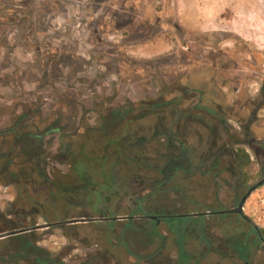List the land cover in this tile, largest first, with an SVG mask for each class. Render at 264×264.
I'll return each instance as SVG.
<instances>
[{
    "label": "rangeland",
    "instance_id": "374dc122",
    "mask_svg": "<svg viewBox=\"0 0 264 264\" xmlns=\"http://www.w3.org/2000/svg\"><path fill=\"white\" fill-rule=\"evenodd\" d=\"M159 101L187 110L185 120L177 126L171 122L177 116L142 117L129 133L141 139L156 129L177 130L184 152L173 150L181 156L160 164L150 150L153 170L141 169L130 181L127 166L117 176L110 170L105 183L115 188L98 205L105 214L82 204L89 200L86 184L73 178L61 142L81 146L83 135L102 125L111 135L124 133L123 117L107 114L111 107L143 114ZM16 123L19 134L59 132L23 142L14 153L13 135L5 131ZM211 127L218 131L213 150ZM228 127L256 163L248 171L234 157ZM33 147L44 150L37 166L23 153ZM5 153L12 155L10 169L28 176L6 175ZM218 153L215 172L205 177L208 156ZM182 169H193L189 197L170 187ZM263 177L264 0H0V234L94 219L1 238L0 264H183L180 242L189 264H217V239L231 231L222 225L226 215L208 214L195 226L192 217L170 219L174 227L165 218L231 208ZM61 186L68 190L62 197ZM96 189H90L94 203L101 200ZM258 196L264 184L244 205L252 222ZM141 209L160 222L141 217ZM205 234L212 239L202 243ZM26 241L52 262L24 251Z\"/></svg>",
    "mask_w": 264,
    "mask_h": 264
},
{
    "label": "trees",
    "instance_id": "16d2710c",
    "mask_svg": "<svg viewBox=\"0 0 264 264\" xmlns=\"http://www.w3.org/2000/svg\"><path fill=\"white\" fill-rule=\"evenodd\" d=\"M148 107L151 111L148 110L145 113L143 112V114H141V110L137 111V109L135 110L128 109V108L126 109L120 106L111 107L109 109V113L107 114L111 116L120 115L121 117H123V120L122 119L121 120L123 121L125 125L124 133L122 131V133L111 135L104 130V128L102 127L103 125H102L100 128H97L94 131L95 135L88 136V137L86 135L85 136L83 135V137H86V138L80 143L81 146L76 144V146L73 147L68 142H65V141L61 142V145L64 147V152L67 153V155H70L72 157L71 166L74 172L73 178L76 179L78 182H81V183L84 182L86 184L85 188L82 189L84 190V199H89V200L92 199L93 194L90 193V189L97 188L95 190L96 194L94 195L95 196L99 195L101 200L100 201L98 200L97 203L96 202L94 203L89 200L88 201L84 200L82 204L93 205L94 210L99 214H105L103 210L98 208L99 207L98 205L104 202V199H105L104 191L108 189L113 190L115 188L116 183H114L113 186H110L105 183L107 173H109L110 170L114 171L115 175L117 176V170H118L117 168L120 166H127L126 169H128V171L130 169V172H131L130 179H129L130 181L133 178H135L138 175V173H140L141 169L150 168V170H153V165L155 164V162H153L152 158H150L149 156L150 150L155 151L154 152L155 157L159 156L158 162L160 164L162 163L164 164L165 162H167L169 160L168 157L170 156L176 157V158L181 156L180 154L181 152H173V150L174 151L181 150L184 152L185 148L183 147V144H180V140L177 137L178 135L177 130L175 131L168 130V132L167 131L161 132L160 130L156 129L155 134L153 136L151 134L146 133V136H142L141 139H139V137L137 136L135 137L134 135H130L129 133L130 131L129 127H131L130 124L134 122L135 120H139L142 117L151 116L154 118V117H160L161 115L166 116V117L177 116L178 119L177 120L175 119L174 121H171V122L178 126L179 122L181 121L183 122V120H185V118L183 117L184 115L183 113L187 112V110H179L177 109V107L170 106L168 102L159 101V102L149 104ZM5 132L9 133L10 135H13V138L11 140V143H12L11 148L13 147L14 148L13 152L16 153L17 151L19 152L20 150L19 145H21L23 142H26V141L35 142L37 139L41 140L42 138H44V135L48 133L59 132V131H58V128L57 129L51 128L49 131H46L42 134H33V133H28V132H23L22 134H19L17 123H16L15 125L10 126V128ZM225 133L228 136V142L232 144L233 146L234 157L236 161L239 163L242 170L248 171L251 167H254L256 163L252 159L251 155L248 153L245 146L241 144L235 145V143H237L239 139L237 136L238 132H233L232 128L228 127V128H225ZM217 135H218V131L215 128L211 127L210 128V142L208 141V144H207V146L209 147V150H213L215 148L214 141L218 140ZM77 148H79V150ZM86 148H91V151H84V149ZM35 150H36L35 147L29 150L25 149L23 153H24L26 160L32 158V161H34L36 165V163H39L38 154L40 153L43 156L44 150L42 147L37 149L38 151L37 150L35 151ZM3 155L7 158V161H8V164L6 166L7 168L4 171L6 175L18 181L22 180L23 177L25 178L26 176H28L27 174L26 175L21 174V171L19 170L18 171H15V169L11 170L10 164L13 162L12 155L10 156V158H9V154L7 153ZM219 156H220L219 153L216 155L211 154L210 156H208V160H211L212 159L211 157H213V161L208 167V169L206 170V172L203 174L205 177H209L210 175H212L213 172H215V169L217 167V162L220 160ZM93 162H96L97 164L96 177L92 174L93 173V170H92ZM158 171L161 173L162 169L160 168V170L158 169ZM192 171L193 169L191 170L182 169V170L177 171L176 176L171 181L172 185L170 187L182 193L183 196L189 197V195L187 194V191L192 190L191 188L192 182L190 181L189 184H187V182L189 180H192L193 178L191 177L194 174ZM248 179L249 178L247 176L244 177L243 183L247 184ZM118 180L119 179L116 177V182ZM258 184L259 182L249 187L245 195H247L251 191V189ZM162 185H164V183L159 182L155 184L156 186L155 188L157 190H160V186ZM67 191L68 190L66 189L65 186H61L59 189V192L61 193L60 194L61 197L62 195H64V193H67ZM193 203H196V202L193 201ZM202 210L203 211L199 209V210H196V212H192V213H202L201 215H198V216H186L183 214H190V213H183V214L176 215V216L166 217L165 220L170 226L174 227V225L171 224L170 219L192 217L194 221V226H195L196 224L199 225L200 223L206 220V216L208 212L217 211V210H212V208H206ZM142 211L143 210L141 209L140 210L141 214L143 213ZM247 219L249 220V222L253 224L251 219L249 218ZM65 222L66 220H62L61 222H57L56 224L60 223L61 225H63ZM179 226L182 227L183 224L181 223L179 224ZM177 233H179L178 230H177ZM209 239H210V236L205 234V236H202L201 242L203 243L208 242ZM246 243L247 241L246 239H244V240H239V244H238V249L245 256L248 250V246ZM30 244L31 243L27 242L26 248H24V251L35 252L36 258L39 262L41 261L42 262H49V261L52 262V260L49 258L48 254L45 251L39 248L31 249L29 248ZM179 255H180L181 261H183V264H189L188 261L190 259V254L187 253L182 242H180L179 244Z\"/></svg>",
    "mask_w": 264,
    "mask_h": 264
},
{
    "label": "flooded vegetation",
    "instance_id": "af4514ba",
    "mask_svg": "<svg viewBox=\"0 0 264 264\" xmlns=\"http://www.w3.org/2000/svg\"><path fill=\"white\" fill-rule=\"evenodd\" d=\"M243 197L244 196L237 198L234 205L231 208H227L223 210L236 208ZM223 210L208 212V214H212V215H219V216L226 215L227 218L224 221L222 220V225L224 224L227 227L231 226V231L229 233L227 231L222 232L221 236H219V238L217 239V246L215 251L216 254L218 255L217 264H222L223 260L230 261L231 264H264V231L254 226L251 222H249L245 214L242 215L239 213H231V212L220 213ZM142 212L143 213L141 214V217H145L148 220L152 219L151 214H147V212L144 211ZM195 214L197 215H193V216H198L201 215L202 213H195ZM183 215L190 216L189 214H183ZM170 216H176V215H169L167 217ZM153 220H156L157 223H159L158 219H153ZM240 228L242 229V232H239ZM211 239L212 238L210 237L209 240ZM244 239H246L247 241L246 244L248 246L246 256L243 255L242 252H240V250L238 249L239 240H244ZM181 262L183 263V261Z\"/></svg>",
    "mask_w": 264,
    "mask_h": 264
},
{
    "label": "water",
    "instance_id": "95a60500",
    "mask_svg": "<svg viewBox=\"0 0 264 264\" xmlns=\"http://www.w3.org/2000/svg\"><path fill=\"white\" fill-rule=\"evenodd\" d=\"M264 184V177L263 179L259 182L258 185L254 186L250 192H252L253 190H255L256 188H258L259 186L263 185ZM250 192L245 195L239 202L238 206L236 208H233V209H229V210H223L221 211L220 213H239V214H242L244 215V205L246 203V200L250 194ZM190 216H193V215H197L195 213H192V214H189ZM246 216V215H245ZM152 219H157V216H151ZM248 218V217H246ZM101 220L102 219H106V218H100ZM111 219H117V217L115 218H111ZM90 220H94V219H85V218H82V219H74V220H67L66 223H80V222H87V221H90ZM158 222H160V220L158 219ZM56 225V223H45V224H42V225H36L35 227H31V228H27V229H22V230H14V231H10V232H7V233H3V234H0V239L1 238H4L6 236H11V235H15V234H18V233H21V232H26V231H31L33 229H40V228H48V227H51V226H54Z\"/></svg>",
    "mask_w": 264,
    "mask_h": 264
},
{
    "label": "built area",
    "instance_id": "2783aa9c",
    "mask_svg": "<svg viewBox=\"0 0 264 264\" xmlns=\"http://www.w3.org/2000/svg\"><path fill=\"white\" fill-rule=\"evenodd\" d=\"M263 210H264V196H258L257 204L254 206V209H253V213H254L253 214V221L255 222V223L254 222L253 223L256 227H258L261 230H263L262 227H264V212H263Z\"/></svg>",
    "mask_w": 264,
    "mask_h": 264
}]
</instances>
